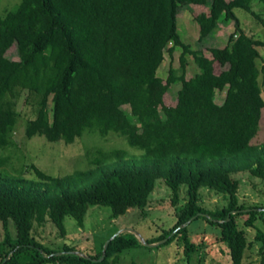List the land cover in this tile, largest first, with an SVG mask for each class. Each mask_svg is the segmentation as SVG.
Here are the masks:
<instances>
[{"label": "trees", "instance_id": "16d2710c", "mask_svg": "<svg viewBox=\"0 0 264 264\" xmlns=\"http://www.w3.org/2000/svg\"><path fill=\"white\" fill-rule=\"evenodd\" d=\"M253 1L20 0L0 14V150L15 145L19 113L8 96L24 90L32 107L27 138L38 134L71 143L86 130L101 136L114 131L144 155L134 159L126 150H110L93 167L62 176L35 164L30 165L34 178L21 168L0 170V264H117L119 253L141 244L131 232L116 235L104 258L93 261L54 254L75 249L44 245L33 226L51 221L65 236V216L83 226L89 205L109 206L111 217L130 208L144 210L157 179L171 189L173 204L181 187L186 199L175 210L174 223L147 242L176 239L186 264L194 255L203 259L206 244L195 242L189 228L200 219L218 230L211 232L213 241L225 248L232 264H242L253 244L247 229L253 228L261 242L257 264H264V204L240 203L241 179L235 177L245 172L264 178V140L253 142L264 109L257 49L264 41L246 33L234 11L242 8L264 24ZM190 4L208 8L194 16L200 40L218 23L234 22L226 45L211 47L210 57L184 43L177 31V11ZM12 46L17 59L7 54ZM177 47L179 67L170 66L163 79L157 70L165 52ZM188 54L198 67L190 77ZM176 83L172 101L168 91ZM217 91H225L220 104L214 100ZM6 162L0 158V164ZM201 187L226 195L227 204L214 210L201 206ZM102 249L103 243L89 256L99 258Z\"/></svg>", "mask_w": 264, "mask_h": 264}, {"label": "rangeland", "instance_id": "374dc122", "mask_svg": "<svg viewBox=\"0 0 264 264\" xmlns=\"http://www.w3.org/2000/svg\"><path fill=\"white\" fill-rule=\"evenodd\" d=\"M19 2L20 0H0V14H5L7 10L13 9ZM252 4L253 9L260 14L261 19L264 21V4L256 0ZM202 11L207 12V6L190 4L189 6L180 7L177 11V31L184 43L189 44L192 49L200 48L206 56L210 57L209 49L225 46L235 27L232 20L226 23L220 22L211 34L200 40L199 26L194 20V16ZM234 11L240 18L245 32L264 41L263 22L242 8H235ZM257 49L260 53L258 59V67L260 68L259 83L264 97V46H257ZM180 52V47H177L172 54L165 52L164 60L157 70L160 77L166 78L170 66L179 67ZM7 54L12 59H17L14 46L8 50ZM186 58V77H190L198 71V67L192 55L188 54ZM179 86L176 83L169 88L168 97L172 101L175 99L176 90ZM224 96L225 91H217L214 97L215 102L220 104ZM8 97L13 101V106L19 116L13 132L15 145L0 150V158H7L6 163L0 164V170L15 173L21 168V172L25 177L34 178L35 174L30 165L35 164L49 175L62 176L75 170L93 167L105 152L114 149L126 150L128 158L143 159V150L129 145L125 136H121L114 131L101 136L98 131L86 130L71 143H66L63 140L49 141L38 134L27 138L24 132L25 123L32 116V107L27 101V92L24 90L16 91ZM263 140L264 109L259 130L253 142L257 143ZM235 177L241 179L237 192L240 203L246 205L264 204V178L250 176L249 173L245 172H240ZM199 193V203L207 209L221 208L228 202L226 195L206 187H201ZM171 196V189L162 179H157L144 210L130 208L125 214L111 217L112 210L109 206L89 205L83 226H79L73 217L65 216V236L59 235L57 228L51 221L41 226L34 224L33 234L44 245L56 248L66 244L77 251L92 255L97 253L101 244H104L118 229L133 228L144 239L156 237L164 229H168L175 221V210L186 199L184 187H181L179 191V201L176 204L172 203ZM245 218L246 215L239 217V227H243L242 222ZM263 227L261 226V229L264 231ZM189 228L195 242L203 241L206 244L202 251L203 259H199L198 255H194L191 264H232L225 248L220 247L218 243L213 241V236H211V232L215 229L213 226L199 219L193 222ZM10 229L14 233L15 230L12 225H10ZM203 231H205L204 236ZM124 232L126 236H131L129 231ZM255 233L256 231L253 228L247 229V236L250 240H253V244L247 249L242 264L258 263L261 242L254 239ZM2 235L3 229L0 223V238ZM138 240L141 242L139 238ZM160 241L162 240L157 242ZM164 242L155 246H147L142 242L141 244L137 243L119 253L117 264H186L179 242L176 239L166 244Z\"/></svg>", "mask_w": 264, "mask_h": 264}, {"label": "water", "instance_id": "95a60500", "mask_svg": "<svg viewBox=\"0 0 264 264\" xmlns=\"http://www.w3.org/2000/svg\"><path fill=\"white\" fill-rule=\"evenodd\" d=\"M232 212H235V211H232ZM193 218H194V217L190 218V219L188 220V222L191 221ZM184 225H185V224H180V225L178 226V228H180V227H182V226H184ZM178 228H177V229H178ZM177 229L173 230L171 234H174V233L176 232ZM124 231L132 232L133 234H135V235L141 240V242H142L144 245H147V246H155V245H158V244H160V243L166 241V238H164V239H162V241H160V242L149 243V242H147V241H146V240L140 235V233H139L138 231H136V230L133 229V228H128V227H127V228H121V229H118L117 231L114 232V234H112V235H111V236H110V237L104 242V244H103V249H102V254H101V256H100L99 258H92L91 256L85 254L84 252L77 251V250L59 251V252H56V253H54V254L73 253V254H76V255H78V256L84 257V258H86V259H92L93 261H96V260H102V259L104 258V256H105V250H106V247H107L109 241H111L116 235H118V234H120L121 232H124Z\"/></svg>", "mask_w": 264, "mask_h": 264}]
</instances>
